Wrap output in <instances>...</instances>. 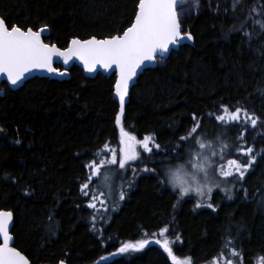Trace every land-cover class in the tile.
Here are the masks:
<instances>
[{"label":"trees","instance_id":"1","mask_svg":"<svg viewBox=\"0 0 264 264\" xmlns=\"http://www.w3.org/2000/svg\"><path fill=\"white\" fill-rule=\"evenodd\" d=\"M138 2L0 0V16L25 29L46 24L45 43L65 48L74 37L121 34ZM252 4L260 8L264 0H243L236 8L230 0H199L196 10L178 9L184 32L192 33L191 45L138 77L121 122L138 140L151 134L161 147L146 152L141 165L109 168L119 175L114 187L124 193L113 214L97 217L89 205L90 188L82 190L81 184L95 178L88 179L90 161L110 160L112 150L119 157L114 76L86 79L73 66L67 81L33 78L16 91L1 84L0 209L12 212L13 247L31 264H175L157 242L164 236L173 254L181 261L190 257L191 264H208L229 236L243 264H264V30L247 42ZM221 105L254 113L257 124L243 112L239 121H217L225 112ZM193 113L202 118L208 138L219 127L229 129L227 159L247 163L250 156L236 151L241 146H251L256 157L234 193L227 196L223 185L213 190L214 208H197L192 197L181 200L161 179L162 171L180 160L176 144L190 143L180 137L191 128ZM173 149L174 160L161 169L158 160ZM140 239L148 240L143 248L117 251Z\"/></svg>","mask_w":264,"mask_h":264},{"label":"snow or ice","instance_id":"2","mask_svg":"<svg viewBox=\"0 0 264 264\" xmlns=\"http://www.w3.org/2000/svg\"><path fill=\"white\" fill-rule=\"evenodd\" d=\"M199 0H197L198 4ZM240 0H234L233 7L239 4ZM178 7H181V0H139L135 10V18L130 23V26L123 30V34L110 35L103 39H97L92 36L87 40L73 38L71 43L66 48L57 47L56 44L45 43L41 39V30H33L32 27L26 29L18 24L9 25L3 16H0V73L6 74L8 81L15 85L21 77L30 69H47L49 72L60 73L59 68L53 67V56L64 58L65 63L73 56L78 57L84 63V67L92 70L97 64L105 69L116 66L118 77L115 83V91L120 101V111L116 114V123L120 125V155L112 150L111 159H101L97 163L94 159L89 162V180L92 177L102 173V166L106 164L119 163L121 168L126 166V162L134 160L140 153L136 150V145H142L147 152H153V146L159 149L161 145L157 143L151 134H146L142 140L129 131H126L121 123V117L124 113L125 96L128 94V84L131 78L136 74V70L144 61L155 60L158 54H163L169 50L171 44H177L181 39H192L191 32H184L181 28V19ZM258 15L264 17V6L253 9ZM251 15V13H250ZM253 22L259 24L261 29H264V18L256 19L252 17ZM225 112L217 114L215 119L224 123L239 121L240 114L244 113V119L251 120L252 125L257 124L258 117L254 113H248L246 109L236 108L230 110L228 105H221ZM193 122L191 128L188 129L181 141H190L188 144L189 156L195 151V160H189L190 166L193 169H198L204 172L207 176L208 168L215 162L213 157L216 156L215 145L218 144L221 152L224 149L230 148L231 145L222 133H218L212 138H208L206 132L202 131L200 126L202 118L196 113L192 114ZM243 137V132L240 133ZM184 145L181 144V147ZM106 143L104 148H108ZM198 149V150H197ZM176 149H173L175 151ZM237 152L251 154L253 148L251 146H241L236 148ZM207 153V154H206ZM102 153L98 150L97 155ZM255 155H250L247 163H242L240 159L231 157L227 159V168H220V175L228 177L233 172L239 173L240 177H244L245 171L250 167L251 162L255 160ZM179 170L169 168L168 180L175 185L179 183L180 194L184 195L193 190L200 197H205L211 194L213 185L201 184L196 182L188 184L180 179ZM193 181H196V176L192 175ZM89 183L81 184V189H88ZM207 189V192H205ZM227 191V189H225ZM86 196L88 192L84 193ZM124 193L121 192V197ZM95 197L89 201V205L94 207ZM206 202V201H205ZM202 200H197L196 205L199 206ZM208 207L214 208L215 205L208 202ZM95 219V217H94ZM12 220V212L0 209V235L3 237V243H0V264H28V260L15 247L9 246L11 240L9 232V224ZM168 228L166 224L160 228V233L163 235ZM231 237L226 240V246H231L233 257L240 256L239 261L228 259L227 264H243V254L234 245H231ZM167 251L175 264H191V258L186 257L184 261L179 260L174 254L170 246L169 238L164 236L162 240L157 241ZM148 243L147 239H140L135 242L126 241L117 249L118 252H126L129 249L143 248ZM222 255L224 254L222 249ZM227 259V257H225ZM60 264H65L64 260Z\"/></svg>","mask_w":264,"mask_h":264},{"label":"rangeland","instance_id":"3","mask_svg":"<svg viewBox=\"0 0 264 264\" xmlns=\"http://www.w3.org/2000/svg\"><path fill=\"white\" fill-rule=\"evenodd\" d=\"M208 2H210L211 0H207ZM243 0H240L239 4H237L236 7L240 6ZM233 3L234 0H230V7H233ZM181 5L183 6H190V8L192 10H196L198 7L197 4V0H181ZM235 7V8H236ZM259 8L257 5L252 4L249 6L248 8V13H247V19L249 21V27L245 30L244 35L245 38L248 41L254 39L255 37H257L264 29H261L259 24H256L253 22L252 17H255L256 19H262L264 17L258 15V13L256 11H253V9H257ZM251 13V15H250ZM182 24V21H181ZM218 133H222L223 136H227L229 133V129L227 128H222L219 127L215 132L214 135H217ZM178 146H175V148L179 151H182L180 154V160L176 163L171 164L169 167H166L164 171H162V177L161 179L165 182H167L168 180V174H169V168L173 169V170H179L178 174L180 179H182L183 181L187 182L188 184H194L196 182H199L201 184H211L213 185L212 187V192L215 188H223L222 185H224L225 182H227L228 180H231L234 182V186H233V190L226 192L225 194L227 196H230L232 193L235 192L237 186L241 183L240 180L242 179V177H240L239 173L237 172H233L231 176L225 177L220 175V168L224 167L225 169L227 168V158L225 156V152H221V149L219 147L218 144L215 145V151H216V156L213 157V160L215 161L212 166L210 168H208L207 171V176H205L204 172L198 169H193L190 166V163H188V161L191 160H195V151L193 152V154L191 155V157L189 156V149L187 148H181L180 144H176ZM181 148V149H180ZM119 149V146H118ZM136 150L140 153L139 156H137L134 160H129L127 162H130V165H133V163H136V165H141V161H142V155L144 153V150L142 148V145H136ZM198 150V149H197ZM175 151H172L169 153L166 152L165 156H163V160L159 161L158 163L162 169V167L167 166L165 164L170 163L172 160H174L175 157ZM207 154V153H206ZM119 155H120V149H119ZM187 155V156H186ZM184 156H186L185 158H183ZM181 158H183L181 160ZM109 160V159H108ZM178 160V159H177ZM107 169L102 170L101 174H98L97 176H95L94 179H92V181H90V191L92 193V198L91 200H93V197H95V201H94V208L97 210V217H102L104 215V213H106L105 211H109L110 214L116 213L114 211L118 210V208L121 206V204L119 203L120 199H121V193L117 192L118 187H114L115 184L118 183V179H119V175H117V172H115V169H111L109 170L110 167L112 166H116L118 168H121L119 166L118 163L116 164H106ZM127 169V168H124ZM145 170V169H143ZM247 171V170H246ZM159 175V180H160V175H161V171L160 173H157ZM196 176V181H193L192 179V175ZM168 187L175 191L179 197L182 199L186 198V197H192L194 198V200L197 202V200H202V203L199 206H196L197 208H208V202H209V195H206L205 197H200L198 193H196L193 190L189 191L188 193L181 195L180 194V185L179 183H177L175 185V187L173 186L172 183L167 182ZM121 187V190L123 188L122 184L119 182L118 184ZM224 187H226L227 189L230 187L229 184H225ZM219 191V189H218ZM205 192H207V189H205ZM211 192V193H212ZM211 195V194H210ZM206 201V202H205ZM108 224V223H107ZM222 249L224 254L222 255ZM221 251L219 252V254L213 258L208 264H227V260L228 259H234L235 261H239L240 260V256H235L233 257L232 251H231V246H226V244H224V246L222 247ZM227 257V259L225 258Z\"/></svg>","mask_w":264,"mask_h":264},{"label":"water","instance_id":"4","mask_svg":"<svg viewBox=\"0 0 264 264\" xmlns=\"http://www.w3.org/2000/svg\"><path fill=\"white\" fill-rule=\"evenodd\" d=\"M134 18H135V16H134ZM39 30H41V29H39ZM182 31H183V29H182ZM122 34L123 33H121L120 35H122ZM47 35H48V28H43V31L41 32V39L43 40L44 38L47 37ZM70 43H71V40L68 43V45ZM191 43H192L191 39H187L185 37V38L181 39L179 43L171 44L169 46V50L167 52H164L162 55L158 54L156 59L167 60V58L169 57V55L171 54L172 51H178V49L181 46L191 45ZM68 45H67V47H68ZM156 59L151 60V61H148V60L144 61V63L141 64L140 67L136 70V74L129 81L128 94L125 96L124 112H125V108H126L128 101H129L130 91L134 87L139 75L143 71L155 69V67L157 66ZM73 66L79 68L82 71L83 76L86 79H94L98 74H100L104 77H110V76L114 75L115 76V83H116V79L118 77V71H117L115 65H113L109 69H105L101 65L97 64L94 69L88 70L84 67L83 61H81L76 56H73L71 59H69L67 61V63H65L63 57L53 56V67L61 68L60 73L49 72L47 69H30L28 72H26L24 74L23 77H21V79L15 85H13L10 81H8L6 74L0 73V86L2 83H5L10 91H16L19 88H21L25 82H27L28 80H31L33 78H46L49 80L67 81V80H69V73L68 72ZM115 83H114V87H113V100L117 103L118 112H119L120 111V101H119V97L117 96L116 91H115ZM2 96H3V93L1 92V88H0V97H2ZM123 118H124V113L122 114L121 122H122ZM116 125H117V123H116ZM241 154L244 155L245 153H241ZM12 227H13V216H12V220L10 221V224H9V232H10V236H11V240L9 241L10 247H13L12 246L13 245V237L11 235ZM0 243H3L2 235H0ZM28 264H30L29 261H28ZM58 264H60V263H58Z\"/></svg>","mask_w":264,"mask_h":264},{"label":"bare ground","instance_id":"5","mask_svg":"<svg viewBox=\"0 0 264 264\" xmlns=\"http://www.w3.org/2000/svg\"><path fill=\"white\" fill-rule=\"evenodd\" d=\"M48 33H49V31H48ZM48 36V35H47ZM165 191V190H164ZM212 200V199H211ZM108 215V214H107Z\"/></svg>","mask_w":264,"mask_h":264},{"label":"flooded vegetation","instance_id":"6","mask_svg":"<svg viewBox=\"0 0 264 264\" xmlns=\"http://www.w3.org/2000/svg\"><path fill=\"white\" fill-rule=\"evenodd\" d=\"M168 234V233H167ZM171 241L169 240V243H170Z\"/></svg>","mask_w":264,"mask_h":264}]
</instances>
